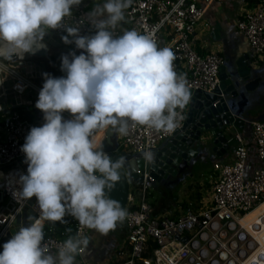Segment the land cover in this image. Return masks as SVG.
<instances>
[{"label": "clouds", "instance_id": "9594fccd", "mask_svg": "<svg viewBox=\"0 0 264 264\" xmlns=\"http://www.w3.org/2000/svg\"><path fill=\"white\" fill-rule=\"evenodd\" d=\"M81 2L0 0V63L45 50L49 29L62 28V41L81 50L61 56L64 75L42 73L35 107L43 113V123L31 127L21 145L27 169L12 193L17 202L35 197L38 215L0 245V264H74L87 238L70 236L54 254L43 243L44 223L64 222L66 215L100 234L114 230L126 211L106 192L120 181L125 160L111 159L101 144L93 143V135L101 129L127 135L130 122L171 131L177 126L176 110L190 98L169 48L135 30L114 35L130 0H104L92 9L87 16L94 31L88 35L64 24ZM143 156L153 159L150 153ZM249 264H264V249Z\"/></svg>", "mask_w": 264, "mask_h": 264}, {"label": "built area", "instance_id": "2783aa9c", "mask_svg": "<svg viewBox=\"0 0 264 264\" xmlns=\"http://www.w3.org/2000/svg\"><path fill=\"white\" fill-rule=\"evenodd\" d=\"M211 1L130 0L124 9L129 30L151 34L158 47L161 39L166 40L162 47L173 52V69L191 91L210 93L216 89L219 69L224 63L220 53L206 42L201 41L197 48V42L208 30L204 14ZM64 24L79 26L81 35L91 34L90 25L75 7ZM235 28L249 50L247 65L256 70L264 61V1L242 8L235 19ZM53 33L60 38L66 35L62 28ZM65 45L67 54L81 51L73 44ZM13 75L14 92L21 94L29 88L38 94L40 86L19 73ZM176 111L177 126L171 131H157L130 122L127 135H119L115 150L136 156L149 153L181 129L187 104ZM27 113L36 118L30 106L21 105L3 115L0 124V177L5 178L0 183V190L5 192L0 203V239L28 201L17 202L12 195L19 189L16 181L23 174L18 164V160L24 158L20 148L30 128L35 126L26 118ZM63 116L71 118L67 112ZM244 125L250 129L254 160L250 165L249 145L242 134L232 129L230 138L234 146L230 156L212 162L206 180L208 188L203 192L201 185L195 208L180 206L171 214L154 215L150 200L153 183L148 173L144 172L142 180L130 186L126 217L122 221L126 236L115 250L112 262L107 264H249V259L264 249V121L244 120ZM32 210L38 215L36 199ZM65 218L74 226V237L89 236L91 229L80 225L70 215ZM44 233L43 243L54 254L64 240L51 229H44ZM84 252L85 248L76 257H82Z\"/></svg>", "mask_w": 264, "mask_h": 264}, {"label": "water", "instance_id": "95a60500", "mask_svg": "<svg viewBox=\"0 0 264 264\" xmlns=\"http://www.w3.org/2000/svg\"><path fill=\"white\" fill-rule=\"evenodd\" d=\"M88 1L82 0L81 4ZM44 42L47 45L45 50L25 54L22 60L14 59L11 64L0 63V79H4L0 84V113L3 115L21 105H27L32 108L36 118L43 121V113L35 107L38 94L29 88L21 94L14 92L13 74L19 73L40 87L44 79L42 73H49L53 77L64 75L60 65L61 56L67 54V46L52 29L48 30ZM247 61L248 56L243 55L234 57L230 68L222 65L219 69L218 87L212 92L189 90L190 98L181 129L149 152L153 157L151 162L143 155L116 151V144L111 140L112 130H106L104 138L99 142L101 150L113 160L121 157L125 160L120 181L109 193L106 192V195L118 201L125 209L130 186L138 184L144 172L152 179L153 186L167 181L172 183V178L177 181L185 176L191 168V163L206 154L209 148L217 157L226 154L231 149V130L244 127L243 107L247 100L243 91L250 92L258 84L257 79H252L255 70L248 67ZM64 118L69 119L67 116ZM208 140L209 146L206 145ZM26 169L27 164L24 162L21 166L23 174ZM4 181L5 178L0 177V183ZM4 196L5 192L0 190V203ZM35 199L32 197L27 201L22 213L15 218L5 236L0 239V245L10 239L19 227L26 226L30 216H36L32 210Z\"/></svg>", "mask_w": 264, "mask_h": 264}, {"label": "crops", "instance_id": "0c3cea01", "mask_svg": "<svg viewBox=\"0 0 264 264\" xmlns=\"http://www.w3.org/2000/svg\"><path fill=\"white\" fill-rule=\"evenodd\" d=\"M202 1L205 2V0ZM103 3L104 0H89L88 2L75 7V9L88 22L87 14L95 7L101 6ZM245 7L246 3L244 0H213L211 1V3L208 4V7L204 14V20L208 24V30L204 34V36H202V38L199 39V41L197 42V48L199 49L198 45L201 41L206 42L212 50H216L220 53L221 57L223 58V65L226 68H230L231 65H233L232 60L234 57H241L243 55H247L248 59L250 57L246 42L237 34L235 28V19L237 17V14L242 8ZM128 30L129 27L125 22V19H123L117 25L116 29L114 30V33L121 35L124 31ZM93 31L94 29H92V27L90 26V32L92 33ZM165 44L166 40L164 38L161 39L160 47ZM259 67L264 68V61L259 65ZM252 79H257L258 84L254 90L250 91L251 93L256 92V90L261 86L262 81H264V70H258L257 68L252 75ZM246 100V104L243 107L244 114L249 108V99L246 98ZM0 116H3V114L0 113ZM243 118L245 121L251 120L246 119L244 115ZM245 127L246 125H244L242 129H236V131L242 134L246 143L249 145V150L251 149V153H253L250 129L248 127ZM105 131L106 130L103 129L102 131H98V138L97 140H95L94 143L99 144V142L104 138ZM111 140H113L115 144L119 140V134H116L114 130H112ZM232 148L233 145L231 146V149L221 157H217L211 151V148H209V151H207V153L201 157L205 159L208 157V160L211 161V163L214 161H222L229 158ZM24 162V158L18 160V164L20 165V167ZM185 176H187V180L186 178H182L181 183L178 184L177 181L172 178L170 180L172 183L167 181L161 182L160 184L153 186L154 188H161L160 190H162V193L172 192L174 188V191L176 190L177 194L178 190L182 189L180 197L177 194V196L174 197L173 200L168 202V205L172 208V210L179 208L180 205L182 207V201L186 200V194L184 192L185 185H187V192H189L188 188L194 182L192 179L193 174L191 170H189ZM161 199V194L158 198L150 195V200L153 208L159 206L160 204H164V201ZM171 211H168V213L171 214ZM125 236L126 227L122 222H118L116 228L112 231H109L107 234H100L95 230L91 229L89 236L87 237L89 243L85 248L84 255L82 257H75L74 264H107L112 262L113 254L117 247L124 240Z\"/></svg>", "mask_w": 264, "mask_h": 264}, {"label": "rangeland", "instance_id": "374dc122", "mask_svg": "<svg viewBox=\"0 0 264 264\" xmlns=\"http://www.w3.org/2000/svg\"><path fill=\"white\" fill-rule=\"evenodd\" d=\"M258 70H264V68L258 67ZM243 92H244L245 97L249 99V108L246 111V113L243 114L244 117L246 119L264 121V81H262L261 86L256 90V92H253V93L251 92L248 93L245 91ZM209 143H210V140L206 142V145H208ZM230 144L231 146L232 145L234 146V141L231 138H230ZM253 160H254V155H251L250 161H249L250 165ZM211 165L212 163L211 161L208 160V157L206 159L202 157L197 158L191 163L190 170L192 171V174H193L192 179L194 182L188 188L189 192H187V185H185L184 192L186 194V200H183L181 203L182 209H183V206H185L184 208H188V207L195 208L196 205L198 204V200L200 199L201 185H203V190H204L203 192H205V190H207L208 188L206 184V180H207L208 175L211 172ZM182 178H186L187 180V176H183L179 180H177V184L181 183ZM198 182L200 185L198 184ZM160 189L161 188L153 187L150 191L151 196L158 198L159 195L162 193V190ZM181 192H182V189H179L177 192L179 197H180ZM172 193L175 195V197L177 196L176 190L174 191V188L172 190Z\"/></svg>", "mask_w": 264, "mask_h": 264}, {"label": "trees", "instance_id": "16d2710c", "mask_svg": "<svg viewBox=\"0 0 264 264\" xmlns=\"http://www.w3.org/2000/svg\"><path fill=\"white\" fill-rule=\"evenodd\" d=\"M247 7L251 8L253 6H255L256 4H258L259 2L261 1H264V0H244ZM17 109V108H15ZM26 118L29 119L30 121H32L35 126H40L43 121L39 118H35L32 116L31 113H27L25 114ZM2 123V116H0V124ZM253 150V148H252ZM253 155V153H251V149H250V156ZM175 197V195L172 193V192H164V193H161V200H163L164 204H160L159 206L157 207H154L153 208V214L154 215H158V214H161V213H165V212H168V211H171L172 208L168 205V202L173 200ZM185 206H183L184 208ZM258 211V210H257ZM44 229H51L53 230V232L56 233V235L58 237H60L62 240H66L68 237H74V226L71 222V220H69L68 218H64V222H47L45 223L44 225Z\"/></svg>", "mask_w": 264, "mask_h": 264}, {"label": "bare ground", "instance_id": "6f19581e", "mask_svg": "<svg viewBox=\"0 0 264 264\" xmlns=\"http://www.w3.org/2000/svg\"><path fill=\"white\" fill-rule=\"evenodd\" d=\"M99 131H100V130H99ZM101 131H102V129H101ZM97 138H98V136H97V134H96V135L93 137V139H92L93 143L95 142V140H97ZM255 212H257V210L254 211V212H252V213L250 214V216L254 215Z\"/></svg>", "mask_w": 264, "mask_h": 264}]
</instances>
